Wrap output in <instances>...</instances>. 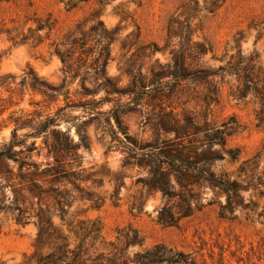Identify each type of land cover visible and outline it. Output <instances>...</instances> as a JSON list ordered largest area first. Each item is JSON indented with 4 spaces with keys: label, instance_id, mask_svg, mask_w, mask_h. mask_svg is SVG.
I'll list each match as a JSON object with an SVG mask.
<instances>
[{
    "label": "rangeland",
    "instance_id": "1",
    "mask_svg": "<svg viewBox=\"0 0 264 264\" xmlns=\"http://www.w3.org/2000/svg\"><path fill=\"white\" fill-rule=\"evenodd\" d=\"M97 20L108 29H118L105 72L126 93L108 95L109 102L100 106L99 111L110 112L109 122L105 114L88 116L77 108L64 110L56 127L67 131L75 143L79 138L76 126L85 122L89 148L78 152L82 167L93 177L81 186L101 198L102 205L95 209L89 202L75 200L63 221L51 219L54 229L48 232H85L84 228L96 222L106 242L114 241L122 229L138 232L143 245L129 247L128 257L160 243L190 254L196 264H264V109L260 115V103L252 94L235 98L240 82L220 71L255 54L257 66L264 71V0H0V75L14 77L12 93L0 88L7 108L0 117V147L10 139L13 122L8 117L12 112L14 116L29 114L36 121L38 112L53 114L64 106L62 95L57 102H43L40 94L20 84L21 77L34 73L59 84L62 65L55 48H60L64 35L76 24L88 30ZM38 25L44 28L36 30ZM188 27L192 41L203 43L206 53L187 58L188 77L177 79L171 75L172 54L179 50ZM170 28L180 35L168 38ZM23 36L27 37L24 43L13 45L12 40L20 42ZM238 36L240 53L233 41ZM86 46L88 50L74 57L80 72L88 76L85 86L91 88L100 82L95 62L98 45L92 39ZM79 82L77 78L70 86V99L77 98L74 89H79ZM103 97L101 90L95 100ZM187 120L220 136L213 149L223 159L213 170L232 182L234 189L195 188L200 195L198 209L166 227L156 221L165 201L158 192L143 187L147 171L122 165L126 156L139 152L135 151L139 146L173 140L175 124L191 133ZM162 121L165 131L157 127ZM27 132L25 128L17 134ZM32 141L42 146L43 136L27 143ZM44 153L31 156L40 162L45 160ZM119 182L114 203L111 195ZM1 186L2 198L9 202L11 190ZM43 196L42 207L50 206L51 196ZM36 203L34 199L26 225L0 212V264H25L34 251ZM80 221H84L82 226Z\"/></svg>",
    "mask_w": 264,
    "mask_h": 264
},
{
    "label": "trees",
    "instance_id": "2",
    "mask_svg": "<svg viewBox=\"0 0 264 264\" xmlns=\"http://www.w3.org/2000/svg\"><path fill=\"white\" fill-rule=\"evenodd\" d=\"M81 27V23L76 24L74 29L64 35L60 48L54 50L62 65V79L59 84L48 82L34 73L31 76L24 75L20 80L22 86H28L33 93L40 94L43 102L47 104L57 102L59 95H62L64 106H58L53 114L38 112L35 115L36 121L29 119V114L23 115L20 112L14 116L15 112H12L8 117L13 122L10 139L0 147V184H3L1 188L10 189L13 196L8 202L6 197L2 198L0 191V212L9 213L16 224L26 225L31 218L29 210L33 206V200L37 201L34 210L37 227L33 242L34 251L25 264H196L190 254L160 243L137 250L132 257H128L126 254L129 247L143 245L138 232L130 228L118 231L115 240L109 242L104 240L101 227L96 222H92V228H84L85 232H48L54 229L51 219L58 217L63 221L75 200L89 202V207L95 209L102 205L101 198L81 186L93 177L92 173L82 167V156L78 152L79 148H89L83 130L85 122L76 126L79 138L74 143L67 131L56 127L63 120L62 112L80 108L88 116L105 114L109 122L112 117L110 112L99 111L100 106L109 102L108 95L126 93L119 90L105 72L110 55L109 48L115 41L118 29H108L100 20L95 21L88 30ZM43 28V25H38L36 30ZM192 33L189 27L186 28L183 33L184 40L179 43V50L172 54L171 75L174 78L186 79V59L200 57L206 53L203 43L192 41ZM177 35L180 34L173 32L171 28L168 30V38ZM26 39L27 37L23 36L20 42L12 40L13 45L24 43ZM92 39L98 45L95 62L100 70L96 73L100 82L94 80L96 86L88 88L85 86L88 76L80 72L74 55L88 50L86 45ZM240 39L238 36L233 40L238 53ZM1 57L0 53V59ZM239 59L233 64L229 63L227 68H220V71L224 75H234L240 82L234 93L235 98L243 99L252 94L258 99L261 115L264 109V71L257 66L256 54L247 56L244 60ZM194 77L199 76L196 74ZM77 78L80 79L79 89H74V96L77 98L73 100L70 99V86ZM13 81L12 75H0V88L12 93L9 88ZM101 90L104 91L105 97L95 100ZM6 109L4 99L0 98V117ZM113 117L119 125L117 116L113 114ZM186 125L192 127L191 133L186 134L184 127L175 124L172 130L175 135L173 140H162L161 143L155 141L139 146L135 148V151L139 152L134 153L135 156H126L122 165L147 171L143 187L147 192H158L165 201L157 210L156 221L166 227L174 226L181 218L190 216L198 209L200 195L195 188L209 186L223 192L234 189L232 182L213 170L214 164L223 159L218 151L213 149L217 140L221 139L220 136L198 129L191 120H187ZM157 127L160 131H165L166 126L162 121ZM25 128H28L29 132L17 134ZM201 132L204 134L201 135ZM189 134H192L194 139L187 138ZM40 135L43 136L42 146H36L35 141L27 143L29 139H36ZM41 150L45 151V160L37 162L31 154L35 152L39 157ZM120 184H116L111 195L114 203L118 200ZM43 195H50L52 199L51 205L45 208L41 202ZM171 201L174 203L169 205ZM79 224L82 226L84 221Z\"/></svg>",
    "mask_w": 264,
    "mask_h": 264
}]
</instances>
